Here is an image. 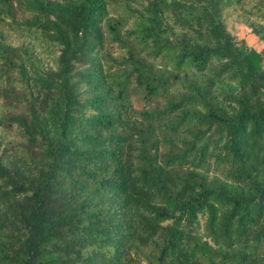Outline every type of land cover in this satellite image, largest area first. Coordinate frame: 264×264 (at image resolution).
<instances>
[{"label":"trees","instance_id":"16d2710c","mask_svg":"<svg viewBox=\"0 0 264 264\" xmlns=\"http://www.w3.org/2000/svg\"><path fill=\"white\" fill-rule=\"evenodd\" d=\"M114 1L0 0V128L22 139L0 144V264H264V52L225 20L247 0ZM246 11L264 41V0Z\"/></svg>","mask_w":264,"mask_h":264},{"label":"rangeland","instance_id":"374dc122","mask_svg":"<svg viewBox=\"0 0 264 264\" xmlns=\"http://www.w3.org/2000/svg\"><path fill=\"white\" fill-rule=\"evenodd\" d=\"M253 4V0H247L244 8L239 9L238 7H232L226 11V23L229 31L235 36L237 40H244L246 44L255 49L258 52H264V41L260 39V37L256 36L254 32L252 31L251 27L248 25V14L247 11L251 5ZM134 6V3L131 4ZM110 16L117 18L121 16H126V5L124 0H115L114 3H112L109 7ZM16 16L18 18L24 17L25 15L22 14L19 10L16 11ZM134 19H129L128 25H133ZM170 22V21H169ZM129 26V27H130ZM127 28V25L124 27ZM22 42L28 47V49L31 50V52L34 54L35 58L33 59L34 68L38 67L39 69H46V68H55L56 67V58H57V48L54 46H49L45 43L40 42L37 40L32 34L26 35L24 38H22ZM107 50L111 54L112 57L118 59L121 56H126L125 51L117 44L112 42H107ZM174 54L167 53L166 56L163 58H160L157 61L156 66L158 67V70L160 72H165L168 75L169 74H176L178 71H176L175 61H174ZM181 72H186L190 74L191 76L196 75V71L193 70L190 66H185L183 70H179ZM168 94H176L181 92H186V88L183 87V85L179 82L174 83L170 85L167 89ZM134 105L140 109L142 106V103L137 97L133 98ZM3 107L0 104V115L3 112ZM22 140L19 133L17 131H14L12 129H8L7 127L0 128V144L2 145L1 148L4 147V145L9 144L14 141ZM212 176H217L218 178H221L223 180H226L225 174L222 173L221 168H215L211 171ZM206 217L200 216L198 218V222L194 226V229L197 233L198 238L201 241H207L209 240L207 238V232H206Z\"/></svg>","mask_w":264,"mask_h":264}]
</instances>
